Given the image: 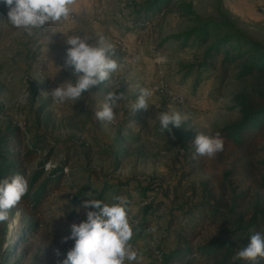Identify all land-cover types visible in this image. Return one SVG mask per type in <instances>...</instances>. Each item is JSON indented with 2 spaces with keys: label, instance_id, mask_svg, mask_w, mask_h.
Wrapping results in <instances>:
<instances>
[{
  "label": "rangeland",
  "instance_id": "1",
  "mask_svg": "<svg viewBox=\"0 0 264 264\" xmlns=\"http://www.w3.org/2000/svg\"><path fill=\"white\" fill-rule=\"evenodd\" d=\"M144 1L76 0L78 9L67 20L34 29L31 34L11 26L7 16L0 18V134L20 126L30 139L39 138L54 147V158L46 168L54 164L68 167L65 188L55 192L48 204L51 230L69 234L72 223L85 219L81 198L86 195L97 199L106 188L111 205L120 203L114 197L121 191V197H130L137 209L142 198L139 186L152 187L147 202L152 201L156 208L147 218L150 227L133 231L129 244L138 258L125 264H161L153 249L160 247L167 253L174 248L191 219L189 212L194 217L202 203L218 195L215 178L230 164L212 157L202 160L192 142L197 133L211 136L215 128L239 119L232 101L248 83L222 56H214V66H203L207 46L171 38L195 25L180 5L191 3L202 18L227 17L264 46V0H171L142 30L135 21L145 15ZM67 35L87 38L96 46L110 45V56L118 65L124 61L136 68L151 65L154 77L129 83L126 76L114 72L77 101L56 103L48 92L66 80H75L65 63ZM141 88L152 91L149 108L134 113L132 104ZM110 92L122 96L114 108V119L98 120L95 113ZM177 95L185 102L174 101L172 97ZM165 112H178L181 127L161 132L158 117ZM83 187L88 189L77 200ZM254 195L253 199L264 202V190ZM253 202L248 201L244 212ZM74 214L79 216L73 218ZM35 219L22 217V210L13 207L8 218L0 221V247H15L6 257L8 263L39 264L35 236L18 240L19 232ZM228 229H207L205 235L223 237Z\"/></svg>",
  "mask_w": 264,
  "mask_h": 264
},
{
  "label": "trees",
  "instance_id": "2",
  "mask_svg": "<svg viewBox=\"0 0 264 264\" xmlns=\"http://www.w3.org/2000/svg\"><path fill=\"white\" fill-rule=\"evenodd\" d=\"M170 2L145 0L142 9L145 15H139L135 26L145 30L156 13ZM180 6L184 16L195 20V25L171 38H181L185 44L195 41L207 46L203 66H214V56H222V61L235 66L239 78L247 79L248 83L233 97L239 119L215 128L211 134L219 133L223 139V149L212 158L230 164L220 177L215 178L214 191H218V195L202 203L194 217L189 212L191 219L179 233L174 248L167 253L160 247L153 251L160 256L161 264H250L238 258L237 253L253 234L264 232V202L259 197L253 199L254 194L264 190V46L250 39L227 17L202 18L195 13L191 3L183 1ZM7 10L0 4V18L7 16ZM54 154L52 145L39 138L30 139L20 126L0 134V180L21 174L28 181V191L14 207L22 210V217L37 219L19 232L18 240L24 242L27 235L35 236L33 247L37 248L39 264H61L73 244L72 240L62 242L69 234L52 231L51 221L46 216L52 195L66 186L64 165L46 168ZM201 157L205 160L206 156ZM141 186L138 190L142 198L137 209H133L134 201L130 197L126 208L132 230L143 232L150 227L147 218L156 206L151 204L152 201L147 202L152 187ZM87 189L83 187L77 193V200ZM116 194L123 195L121 191ZM97 199L109 204L108 189H103ZM248 201L254 202L249 211L244 212L243 207ZM138 212L143 217L140 218ZM78 216L74 214L73 218ZM207 229H228V234L223 237L205 235ZM14 248V245L8 250L0 247V264H11L6 257L13 254ZM257 264H264V259L258 260Z\"/></svg>",
  "mask_w": 264,
  "mask_h": 264
},
{
  "label": "clouds",
  "instance_id": "3",
  "mask_svg": "<svg viewBox=\"0 0 264 264\" xmlns=\"http://www.w3.org/2000/svg\"><path fill=\"white\" fill-rule=\"evenodd\" d=\"M0 4L8 9L7 22L29 34L47 24L67 20L78 9L76 0H0ZM65 38L68 45L65 63L72 68L75 80H66L48 92L53 101L59 104L67 100L77 101L84 92H90L119 68L117 61L110 56V45L96 46L89 43L87 38L76 35H67ZM151 96V90L141 88L132 104V111L147 110L148 98ZM121 99L120 94L108 93L101 109L95 113L96 118L112 121L114 108ZM158 119L163 133H171L173 127L182 125V117L178 112L161 113ZM192 144L195 154L209 158L223 149V139L219 133L215 136L197 133ZM27 191L28 181L21 174L0 180V221L8 218V211ZM114 199L120 203L109 205L99 199L83 202L86 218L79 223H72L69 235L62 238V242L72 240L73 244L61 264H125V261L137 260V252L129 244L133 230L127 218L128 202L119 196ZM237 257L250 264H257L258 260L264 259V232L253 234L246 246L238 251Z\"/></svg>",
  "mask_w": 264,
  "mask_h": 264
},
{
  "label": "crops",
  "instance_id": "4",
  "mask_svg": "<svg viewBox=\"0 0 264 264\" xmlns=\"http://www.w3.org/2000/svg\"><path fill=\"white\" fill-rule=\"evenodd\" d=\"M188 44H189V42H188ZM138 65H139V63L137 64V66ZM118 71L121 74V78L123 76H126V78L129 79V83L136 82V81H138L139 78L142 79V81H145V79H149V78L153 79V77H154V75H153L154 68L151 65H150L149 69H147V67H142V66H138L136 68V67H133V65H130L128 62L124 61L123 63H121L119 65V68L116 72L118 73ZM83 110H86V109H83Z\"/></svg>",
  "mask_w": 264,
  "mask_h": 264
},
{
  "label": "built area",
  "instance_id": "5",
  "mask_svg": "<svg viewBox=\"0 0 264 264\" xmlns=\"http://www.w3.org/2000/svg\"><path fill=\"white\" fill-rule=\"evenodd\" d=\"M263 10H264V6H263ZM172 99L174 101H177V102H182V103L185 102L184 97L183 96L181 97L180 95L174 96V97H172ZM50 165H51V162L47 163V166H50ZM64 170H68V167H65ZM81 199L84 202L85 200H89V199H93V198L90 197L89 195H86V196L82 197ZM145 203H147V202H145Z\"/></svg>",
  "mask_w": 264,
  "mask_h": 264
}]
</instances>
